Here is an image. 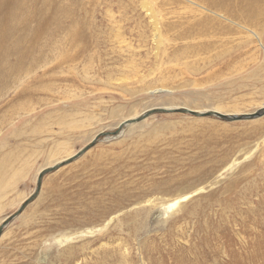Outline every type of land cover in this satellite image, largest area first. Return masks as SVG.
<instances>
[{"label":"rangeland","instance_id":"rangeland-1","mask_svg":"<svg viewBox=\"0 0 264 264\" xmlns=\"http://www.w3.org/2000/svg\"><path fill=\"white\" fill-rule=\"evenodd\" d=\"M165 51L199 60V72L179 75L161 62ZM263 58L264 0H0V160L10 154L17 168L28 146H45L3 199L0 222L32 197L0 231V264H264L263 116L158 112L122 127L109 118L183 109L146 108L184 103L154 93L162 81L193 92L195 80L252 112L260 90L226 82ZM85 116L98 121L94 142L60 124ZM141 122L147 129L127 136ZM64 139L74 156L56 160L36 190L54 167L44 168L52 141Z\"/></svg>","mask_w":264,"mask_h":264},{"label":"bare ground","instance_id":"bare-ground-1","mask_svg":"<svg viewBox=\"0 0 264 264\" xmlns=\"http://www.w3.org/2000/svg\"><path fill=\"white\" fill-rule=\"evenodd\" d=\"M229 24H236V23H229ZM252 34L255 36V38H257V35L255 33H252ZM226 52H227V49L218 52V54L214 58V61L217 62L218 60L222 59L223 55ZM170 55H171L170 53L165 51L163 53L162 58H161V62L163 64H165L167 62L170 65L178 66L179 67V70H178V74L179 75H186V73H187V75L190 76V75H195V74H197L199 72V66L197 65V64H199L198 63L199 60L192 59L189 62V61L185 60V58H187L185 56H175V57L171 58ZM187 60H189V58ZM223 60H225V59H223ZM170 62H173V63H170ZM165 70H167V69H160L159 72L161 74H164L166 79H169L171 77L172 73H169V71L167 72ZM231 75H233V79L231 81H227L226 84L230 85L231 87H233L234 91H237L238 89H244V87H242V86H246L248 89H252V90L253 89L254 90H256V89L260 90L259 98H261L262 101L260 102V105L256 106L252 112H248V113L242 114V112H244L245 110L244 109L240 110L238 108L235 109L236 108L235 104L231 103V105H233V106L226 107L227 104L226 103L225 104L222 103L220 99L215 101L214 98L212 99V97H210V95H208L206 93V92H209L207 88H204V89H202L201 87H200V89L196 88L195 80H192V86L195 88L194 89L195 91H193L194 93L193 92H189V91L185 90L184 88L164 87V85L166 84L167 81H162L161 82V87L156 89V90H154L153 92L156 93V94L162 95V97H170V95H175V93H176L179 97L183 98L184 103L183 104H176V103L169 102V101L168 102H163L162 101L160 103L151 104L150 106L148 105L146 108L154 107V105H155L156 108L158 106L159 107H171V106H174V107L178 106L179 107V105H182V106H184V107L181 106L183 109L184 108L185 109L190 108L191 110H195V111L210 110L209 112L212 111L213 113H219L220 114V112H221L222 115L228 114V113L229 114L230 113H232V114H234V113L237 114L238 113L237 116H243V115H251V114H255L256 113V115H257L256 117H258V116L259 117H262V116L264 117V58H263L261 64H259L254 69L253 72H249L248 73V72L243 71L241 69H235V70L232 71V73H230V76ZM211 86L212 85H209V87H211ZM186 102H188L190 105H186ZM200 103H203L204 105L197 106ZM162 110L164 112H167L168 110H173V109L164 108V109H154V110H151V111L146 110L148 112L144 113V115L141 114L142 115L141 116L142 117L141 120L143 118H146V116H145L146 114L148 116H150L149 112L151 114H154V113L162 112ZM196 113H198V112H196ZM205 113H207V112H205ZM129 114L130 115L122 116V115H119L116 111H113V109H112L109 112V115H110L109 118L111 120H113L114 122H115V120L120 118L117 121V123L115 124V125L119 126L120 124H122V122L125 123L126 121H128L130 119L134 120L133 118L136 117L135 116L136 113L132 112V113H129ZM203 114L204 113H198L197 116H200V115H203ZM225 116H235V115H225ZM95 118H96L95 116H85V117H82V118H80L78 120H75V119L67 120V119L60 118V121H61L60 124L63 125L65 130L78 131L80 134L83 133L84 135L82 136V139H86L85 137L90 136L92 134V132H93V130L89 129L90 126L92 127V125H94V123L98 122ZM196 119H198L197 122L206 121V120H203L204 119L203 117L196 118ZM244 119H241V120H244ZM262 119H264V118H262ZM261 121H263V120H254L253 122H251L249 124H257V123H260ZM145 126H146V122H141L139 124H135V125L131 126L127 130V136L128 135L129 136H133V134H135L136 131L141 132V130H142L141 128H143ZM144 131H145V129H144ZM152 132L155 133V130L152 129ZM98 133H99V131H98ZM125 133H126V131H125ZM146 133H148V131ZM96 134L97 133H95V135L92 138L90 136V140L93 141L94 137L96 136ZM27 136H31V135L28 134ZM138 137H140V135ZM57 141H55V140L52 141V146L49 149L48 154L46 155L47 162L45 163V165L46 164H49V165H46V166L44 165V168L45 167H49L52 162H53V165L55 163H58L59 162L58 159H61V158L65 157L61 161L66 160L68 157H70V154L72 153L71 148L68 147V142L69 141L67 139H64L63 141H59V142H57ZM42 143L38 142L37 145L34 144L32 146H28L26 148V150L28 151L27 157L24 160L19 161L21 163H20V165L17 168H15L14 163H13V156L10 155V154H5L3 156V158L0 160V213H1V210L3 208V206H2L3 199H5L7 197L6 195L9 192L11 193V192L15 191V187H16L15 184L17 182L25 179L30 174V170L32 169V165H34V159H35L36 155L40 154V153H43V151H44L43 148L45 146H43ZM73 156L74 155H72V157ZM56 160H58V162H56ZM239 163L240 162L237 159H233L231 161V163L227 166L225 171H227V172L230 171L234 166L238 165ZM191 197H192V194H186V195H184V196H182V197H180L178 199H175L172 203H170V205L167 206V210L171 211V210L175 209L181 202H184V201L188 200ZM21 200H22V198L20 197L16 201H14V203L13 202L12 203H13V205H15V204H18V203L22 202ZM25 217H23V220H25ZM4 220H5V217H3V219H2V221L0 223H2ZM112 220H113V218L109 219L107 221V223L111 222Z\"/></svg>","mask_w":264,"mask_h":264},{"label":"water","instance_id":"water-1","mask_svg":"<svg viewBox=\"0 0 264 264\" xmlns=\"http://www.w3.org/2000/svg\"><path fill=\"white\" fill-rule=\"evenodd\" d=\"M174 112V111H177V112H181V113H186V114H190V115H193V116H197L198 115V113H196V112H192V111H189V110H186V109H173V110H168L167 112ZM162 112H164L163 110H162ZM149 114H150V112H149ZM203 115H208V116H215V117H219V118H221V119H223V120H234L235 118H238V117H236V116H225V115H222V114H219V113H213V112H207V113H204ZM145 116H147V114L145 115ZM201 116V115H200ZM257 115H256V113L255 114H251V115H243V116H240V118H248V119H251V118H255ZM141 118L142 117H137L136 119H134V120H129V121H126L124 124H122V125H120L121 127L124 125H127V124H131V123H134V122H137V121H140L141 120ZM119 126V127H120ZM100 135H103V133L102 134H100ZM94 142V141H93ZM93 142L92 143H90V144H93ZM89 146H86V147H84L83 149H81L75 156H79L81 153H83L87 148H88ZM72 159V157H70L69 159H67V160H71ZM55 167H57V165H54V167H50V168H46V169H44V170H42L40 173H39V175H38V177H37V187H36V190H38V188H39V185H40V182H41V178H42V176L45 174V173H47V172H50V171H52ZM34 196V195H33ZM32 199V197H30V198H28L20 207H19V209L15 212V213H13L12 215H10L6 220H5V222L2 224L1 223V225H0V231H1V229H2V227H3V225L10 219V218H12V217H14V216H16L26 205H27V203L30 201Z\"/></svg>","mask_w":264,"mask_h":264}]
</instances>
